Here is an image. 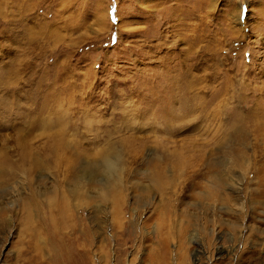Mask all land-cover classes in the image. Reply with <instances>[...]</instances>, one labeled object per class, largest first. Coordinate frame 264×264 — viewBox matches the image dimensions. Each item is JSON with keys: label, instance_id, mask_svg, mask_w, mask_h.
<instances>
[{"label": "rangeland", "instance_id": "rangeland-1", "mask_svg": "<svg viewBox=\"0 0 264 264\" xmlns=\"http://www.w3.org/2000/svg\"><path fill=\"white\" fill-rule=\"evenodd\" d=\"M0 163V264H264V0H0Z\"/></svg>", "mask_w": 264, "mask_h": 264}, {"label": "bare ground", "instance_id": "bare-ground-1", "mask_svg": "<svg viewBox=\"0 0 264 264\" xmlns=\"http://www.w3.org/2000/svg\"><path fill=\"white\" fill-rule=\"evenodd\" d=\"M5 168H6V167H5ZM5 168H4V164H3V166H2V163H0V181H1L2 178H3L2 175H3V174H4V175L7 174V170H6ZM8 173H9V172H8ZM11 174L13 175V173H11ZM4 175H3V176H4ZM64 208H65L64 206H60L59 209H58V213H57V217H58V218H57V221H58V222H61V221L63 220V218H64V213H65V212H64V211H65ZM65 216H66V215H65ZM57 229H58V228H57ZM71 240H72V242H73V239H70V241H71ZM74 240H75V238H74ZM75 241H76V240H75ZM75 245H76V244H75ZM52 255H53V254H52ZM50 256H51V255H50ZM51 259L55 261V262L52 261V262H54V263H56V262L58 261L57 259H55V258L52 257V256H51ZM52 262H51V263H52ZM60 263H61V262H60Z\"/></svg>", "mask_w": 264, "mask_h": 264}]
</instances>
